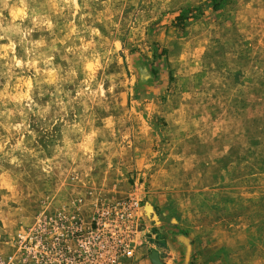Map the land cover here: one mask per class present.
<instances>
[{
    "label": "rangeland",
    "instance_id": "obj_1",
    "mask_svg": "<svg viewBox=\"0 0 264 264\" xmlns=\"http://www.w3.org/2000/svg\"><path fill=\"white\" fill-rule=\"evenodd\" d=\"M140 247L264 264V0H0V264Z\"/></svg>",
    "mask_w": 264,
    "mask_h": 264
},
{
    "label": "crops",
    "instance_id": "obj_2",
    "mask_svg": "<svg viewBox=\"0 0 264 264\" xmlns=\"http://www.w3.org/2000/svg\"><path fill=\"white\" fill-rule=\"evenodd\" d=\"M145 248V249H144ZM144 248H142V247H140V248H137L136 250H135V259L137 258V256H143L144 255V253H146L147 254V249H146V247H144ZM142 249H144V250H142ZM144 251V252H143ZM138 264H146V261H145V259H143V257L141 258V259H139V263Z\"/></svg>",
    "mask_w": 264,
    "mask_h": 264
},
{
    "label": "built area",
    "instance_id": "obj_3",
    "mask_svg": "<svg viewBox=\"0 0 264 264\" xmlns=\"http://www.w3.org/2000/svg\"><path fill=\"white\" fill-rule=\"evenodd\" d=\"M114 261H115V260H114V259H112L110 262H111V263H114Z\"/></svg>",
    "mask_w": 264,
    "mask_h": 264
},
{
    "label": "clouds",
    "instance_id": "obj_4",
    "mask_svg": "<svg viewBox=\"0 0 264 264\" xmlns=\"http://www.w3.org/2000/svg\"><path fill=\"white\" fill-rule=\"evenodd\" d=\"M5 7H8V5H7V4H5ZM13 15H15V12L13 13Z\"/></svg>",
    "mask_w": 264,
    "mask_h": 264
}]
</instances>
